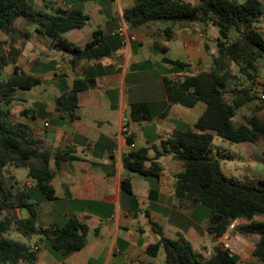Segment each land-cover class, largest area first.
Returning a JSON list of instances; mask_svg holds the SVG:
<instances>
[{"label":"crops","instance_id":"1","mask_svg":"<svg viewBox=\"0 0 264 264\" xmlns=\"http://www.w3.org/2000/svg\"><path fill=\"white\" fill-rule=\"evenodd\" d=\"M34 1L50 13L80 9L89 15L88 22L63 33V37L83 47L99 30L112 48L110 55L71 64L69 53L53 47L47 35L22 17L13 22L17 30L13 39L0 32L2 50L16 58L20 71L39 79L30 89L15 93L10 120L26 123L53 149L66 151L68 158L58 167L50 161L55 199L48 201L57 206H48L31 195L38 225H62L76 217L89 228L84 247L64 259L54 255L39 237L32 238L29 245L37 250L34 264H165L163 249L156 256L147 252L148 245L159 239L151 222L158 224L166 237L177 239L182 235L199 251L210 235L208 213L198 219L200 205L190 207L174 194L175 176L182 170V163L175 159L167 141L174 131L192 128L205 104L198 102L190 108L169 104L162 81L163 77L194 73L189 60H194L191 53L197 48V38L185 33L189 27H178L169 39L174 41L170 47L169 40L155 37L161 28L150 25L136 29L126 26L136 40H123L118 35L120 24H125L122 11L135 0ZM263 22L264 15L258 23L262 33ZM144 27L149 31L144 33ZM164 57L189 65L184 73H178L163 61ZM159 64L169 73H161ZM13 66L4 69L3 78L11 74ZM75 78H92L95 85L78 93L73 112L77 118L69 119L56 110L55 100L71 88ZM133 78L141 82L131 81ZM139 101L148 104L150 119L131 120L130 105ZM123 117L129 119L127 133L121 132ZM141 148L147 150L150 159L157 158V177L143 176L123 166V154ZM150 163L146 161L145 165ZM26 184H30L29 189L34 187L29 178L20 187ZM17 214L20 218L29 215L25 208Z\"/></svg>","mask_w":264,"mask_h":264},{"label":"trees","instance_id":"2","mask_svg":"<svg viewBox=\"0 0 264 264\" xmlns=\"http://www.w3.org/2000/svg\"><path fill=\"white\" fill-rule=\"evenodd\" d=\"M263 15L261 0H135L122 11V19L129 28L164 25L161 30L167 40L173 37L176 28H188L193 23L217 30L216 49L208 70L162 78L169 104L188 108L198 102L205 104L192 128L186 126L174 131L167 141L175 159L182 163V170L175 176L174 194L190 207L204 205L209 209L207 232L214 239L222 237L235 220H247L237 229L245 235H258L252 256L260 264H264V220L255 221L253 217L264 216V178H257L256 183H245L226 177L213 158L211 144L214 137L250 143L264 138V117L259 114L258 105L242 114L239 121L235 120L239 110L252 105L258 97L254 88L264 66V35L258 26ZM17 17L35 24L38 31L50 38L53 47L69 53L71 64L97 60L112 53L99 30L93 32L91 40L83 47L63 37V33L80 29L88 22L89 15L80 9L50 13L32 0H0V32L10 39L17 34L13 26ZM3 43L0 42V46ZM163 61L183 71L189 65L166 57ZM9 64L14 65L13 70L3 78ZM38 83V78L20 71L14 56L0 50V264H34L37 259V250L31 248L29 242L12 238L11 233L29 240L37 236L54 255L64 259L84 247L89 231L76 217L68 218L62 225H38L37 210L30 201V186L13 188L17 181L12 183V176L5 173L8 166L25 168L34 187L46 199H55L50 161L58 167L62 160L68 159L66 151L53 149L29 125L9 118L15 93ZM94 85L92 78H75L71 88L56 98V110L69 119L77 118L73 112L78 93ZM130 118L133 121L150 119L148 104L131 103ZM156 159H150L147 150L141 148L123 154L122 163L126 169L140 175L157 177L160 168ZM149 160L147 167L145 162ZM23 208L29 213L26 218L17 214ZM151 227L159 239L148 245L147 252L156 256L159 249H163L165 264H238V256L219 244L204 257L182 235L177 239L168 238L155 222H151Z\"/></svg>","mask_w":264,"mask_h":264},{"label":"rangeland","instance_id":"3","mask_svg":"<svg viewBox=\"0 0 264 264\" xmlns=\"http://www.w3.org/2000/svg\"><path fill=\"white\" fill-rule=\"evenodd\" d=\"M34 3L35 1L32 0ZM264 6V0H261ZM193 24L192 26H194ZM162 27L164 25H161ZM189 27L185 33L189 36L194 35L197 39L194 41V44L197 45V48L194 47L192 56L194 60H189L191 62V71L197 73L199 71H205L209 69L212 55L215 52V38L217 37V32L213 27H204L201 24H196L194 27ZM158 27V28H162ZM144 27V33L148 32L149 29ZM161 30V29H160ZM264 33V22L262 26ZM158 34L155 35L158 39H164L165 35L162 31H156ZM136 36V35H135ZM187 40V39H186ZM173 40L167 42L168 46H172ZM206 44V45H205ZM134 46H139V43H133ZM2 50V45L0 46ZM63 53V51H60ZM158 69L161 73H169L161 64H159ZM174 71L178 73H184L183 69L174 67ZM137 73V72H136ZM4 75V74H3ZM2 75V76H3ZM257 83L255 85L254 91L257 94L252 102V105L244 106L237 113L235 120L239 121L242 114L248 113L250 108H254L255 105L261 107L259 114L264 117V103H261V100L264 98H259L264 94V66L261 67L259 75L257 76ZM131 81L141 82L136 78L131 79ZM212 155L213 158L219 162L220 169L222 173L228 177L233 178L245 183H256L257 178H264V138H260L256 143L250 142H233L225 139H220L214 137L212 144ZM5 173L8 175H13L11 182L17 180L16 184H13V188L20 186V183L26 180L27 170L25 168H16L13 166H8L5 168ZM30 179V178H29ZM31 180V179H30ZM13 183V182H12ZM31 195L38 199L39 201H45L48 206H57L56 203H51L46 199V197L36 189V187L30 188ZM201 211L198 212L197 218L204 219L206 212L208 213L209 209L200 205ZM255 221H263L264 216L255 215L253 217ZM247 220L239 218L235 220L229 227L227 232L220 238L214 239L210 235H207L206 241L199 247V252L204 256L208 257L212 252L215 245L219 244L221 247L227 248L232 253L238 256V264H260L259 261L252 256V251L254 249V244L258 241V236L245 235L237 229V226L243 223H246ZM9 236L15 239H20L25 242H30L31 240L23 238L16 233H11Z\"/></svg>","mask_w":264,"mask_h":264},{"label":"built area","instance_id":"4","mask_svg":"<svg viewBox=\"0 0 264 264\" xmlns=\"http://www.w3.org/2000/svg\"><path fill=\"white\" fill-rule=\"evenodd\" d=\"M118 35L120 37H122V39H126L130 42L135 41L136 40V36L130 32H128L127 27L125 24H120L119 28H118ZM260 98H264V94H262L260 96ZM128 121L129 119L127 117H123L121 120V132L122 133H127L128 132ZM26 186H30V184H26Z\"/></svg>","mask_w":264,"mask_h":264},{"label":"water","instance_id":"5","mask_svg":"<svg viewBox=\"0 0 264 264\" xmlns=\"http://www.w3.org/2000/svg\"><path fill=\"white\" fill-rule=\"evenodd\" d=\"M258 236V235H257ZM258 239H259V237H258Z\"/></svg>","mask_w":264,"mask_h":264}]
</instances>
